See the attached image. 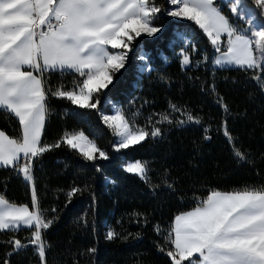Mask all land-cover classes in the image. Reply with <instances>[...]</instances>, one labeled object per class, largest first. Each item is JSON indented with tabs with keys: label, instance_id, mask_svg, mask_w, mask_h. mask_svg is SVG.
Listing matches in <instances>:
<instances>
[{
	"label": "trees",
	"instance_id": "trees-1",
	"mask_svg": "<svg viewBox=\"0 0 264 264\" xmlns=\"http://www.w3.org/2000/svg\"><path fill=\"white\" fill-rule=\"evenodd\" d=\"M243 1L264 24L253 0ZM232 2L216 0V5L233 25L249 28L231 13ZM155 3L162 9L154 20L161 32L137 37L130 44L124 68L94 95L92 102L99 100L95 109L49 92L42 142H60V147L34 161L33 180L25 181L12 167H0V195L32 209L34 186L43 217L53 221L44 231V264H171L166 237L176 215L196 207L212 190L264 185V90L253 78L257 73L215 67L218 52L203 30L194 21L169 16V0ZM143 53L149 71L140 70ZM184 55L189 56L188 65H182ZM83 79L71 71L46 72L44 86L71 90ZM114 105L133 127L149 132L159 127L162 135L116 151L117 136L101 118ZM185 113L201 122L175 123L186 119ZM162 115L173 123H158ZM225 124L248 162L234 156ZM0 129L10 137L22 135L18 119L2 109ZM79 132L94 140L108 159L85 160L62 142L66 134ZM136 160L147 162L148 182L125 170V162ZM73 187L81 191L69 199ZM109 230L116 233L111 240ZM31 231L0 232V264H42L35 246L13 252L9 243L13 237L27 243Z\"/></svg>",
	"mask_w": 264,
	"mask_h": 264
},
{
	"label": "snow or ice",
	"instance_id": "snow-or-ice-1",
	"mask_svg": "<svg viewBox=\"0 0 264 264\" xmlns=\"http://www.w3.org/2000/svg\"><path fill=\"white\" fill-rule=\"evenodd\" d=\"M170 3L176 7L167 12L169 16L194 21L207 35L220 53L215 65L254 70L257 74L253 78L264 90V75L259 74L264 73V24L256 22L255 11L243 5V0H233L231 13L249 25L240 29L222 13L216 0H170ZM253 3L264 16V0ZM161 11L155 0H0V109L18 119L22 132L21 137L14 138L0 130V167H12L31 182L34 161L60 147V142L54 145L42 142L49 92L81 108L95 109L99 100L92 102L94 95L107 88L113 74L124 68L130 44L142 33L153 36L160 31L153 21ZM189 63V56L184 55L182 65ZM53 71H71L84 79L71 90L61 86L52 91L44 86V74ZM171 108L181 111L175 105ZM224 108L227 112V105ZM185 115L186 119L175 123L201 122L190 113ZM101 118L119 137L116 151L140 144L149 136L162 135L159 127L150 132L133 127L119 109L114 115ZM157 122L173 123V120L162 115ZM224 134L238 161L248 162V155L238 147L226 124ZM62 142L79 151L85 160L108 159L83 132L66 134ZM124 168L149 181L146 161L129 162ZM79 191L73 187L69 199ZM52 223L38 207L34 186L31 210L0 195V232H15L22 226L32 230L27 243L15 237L9 241L13 252L35 246L44 264L47 247L44 231ZM115 236L112 230L108 231L107 239ZM166 244L171 264H264V185L231 192L212 190L196 207L175 216ZM160 250L165 248L162 246Z\"/></svg>",
	"mask_w": 264,
	"mask_h": 264
},
{
	"label": "rangeland",
	"instance_id": "rangeland-1",
	"mask_svg": "<svg viewBox=\"0 0 264 264\" xmlns=\"http://www.w3.org/2000/svg\"><path fill=\"white\" fill-rule=\"evenodd\" d=\"M169 2H170V0H169ZM243 5H246V6L248 7V5H247L246 3H244V1H243ZM170 6H171V8H170L168 11H170V10H174V8L176 7V6H174V5H171V3H170ZM248 8L253 10V8H251V7H248ZM253 11H254V10H253ZM171 17H172V16H171ZM172 18H175V19H182V20H187L186 18H183V17H172ZM256 22H257L258 24H263L262 21H261L260 19H258V17H257V21H256ZM153 26H156V27H157V25L154 23V21H153ZM160 32H161V29H160L159 32L155 33L153 36H148V35H146V34H144V33H142L141 36L155 37V36L158 35ZM179 36H180L182 39L186 40V38H185L183 35L179 34ZM221 39H222V42L226 41V36H223ZM112 51H117V50H112ZM219 55H220V53L218 52L217 55H216V57L219 56ZM142 56L144 57V59H143V60L141 59V61H142V65L140 66V70H141V71H149V70H150V67H149V65H148L147 55H146L145 53H143ZM216 57H215V59H216ZM215 59H214V60H215ZM214 66L217 67V68H237V67H235V66L218 67V66L215 65V64H214ZM117 109L121 110L120 107H118L117 105H114V106H113V109H112V112L109 113V114H107V115H114V114H115V111H116ZM118 141H119V137H117V143H118ZM97 156H98V154H97ZM22 161H23V160H22ZM22 161H21V162H22ZM129 162H134V161H128V162H125V164H127V163H129ZM125 164H124V165H125Z\"/></svg>",
	"mask_w": 264,
	"mask_h": 264
},
{
	"label": "crops",
	"instance_id": "crops-1",
	"mask_svg": "<svg viewBox=\"0 0 264 264\" xmlns=\"http://www.w3.org/2000/svg\"><path fill=\"white\" fill-rule=\"evenodd\" d=\"M0 130H1V129H0ZM17 206H24V205H17ZM30 210H31V209H30ZM22 228H25V227L22 226L20 229H22Z\"/></svg>",
	"mask_w": 264,
	"mask_h": 264
}]
</instances>
